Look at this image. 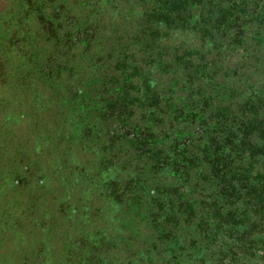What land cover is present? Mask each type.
Returning <instances> with one entry per match:
<instances>
[{
    "label": "trees",
    "instance_id": "trees-1",
    "mask_svg": "<svg viewBox=\"0 0 264 264\" xmlns=\"http://www.w3.org/2000/svg\"><path fill=\"white\" fill-rule=\"evenodd\" d=\"M0 234V264H264V0H0Z\"/></svg>",
    "mask_w": 264,
    "mask_h": 264
},
{
    "label": "rangeland",
    "instance_id": "rangeland-1",
    "mask_svg": "<svg viewBox=\"0 0 264 264\" xmlns=\"http://www.w3.org/2000/svg\"><path fill=\"white\" fill-rule=\"evenodd\" d=\"M48 115V114H47ZM47 115H45V114H43V116L41 117V118H45L44 119V122L45 123H39V124H37V125H39V127L40 128H42L43 130L45 129V128H51V129H55L56 127H57V124L55 123H53L52 122V120H51V118H50V115L49 116H47ZM48 117V118H46V117ZM50 118V119H49ZM47 119V120H46ZM42 130V131H43ZM50 136V135H49ZM52 136V135H51ZM48 141V140H47ZM49 142V141H48ZM79 154H82V153H79ZM83 155V154H82ZM30 157V156H29ZM93 157H94V155H92L91 153H89L87 156H86V158H87V160L86 159H83V162L85 163V162H91L92 160H93ZM42 159V158H41ZM22 164H26V162H21ZM30 164H32V163H30ZM62 165H63V169H65V167H67L68 165H66V163L65 164H63L62 163ZM69 171H68V169L66 170V174L64 173V172H62V173H57L56 175H60V179H64L65 177H67V173H68ZM62 176H64V177H62ZM71 186L73 187V185L71 184ZM78 187H76L75 186V189H77ZM38 207H41V209H43V210H46V211H48V214L50 213H52L49 209H46L45 208V206H39L38 205ZM53 222H50V220H46L45 221V227H49L50 226V224H52ZM73 230H72V225H70L69 223H67V221L66 222H64V223H62V225H59L57 228H56V232L55 233H57V234H61L62 232H66V233H71ZM1 235V234H0ZM89 250V246L88 247H85L84 249L82 248L81 250H79V254L78 255H75V252H74V256H85L86 255V252ZM108 250H109V253L108 254H106V256H107V258H108V264H119V263H117L116 261V259L114 258V253H116V251H117V249L116 248H114V246L112 245H109L108 246ZM121 261V260H120Z\"/></svg>",
    "mask_w": 264,
    "mask_h": 264
}]
</instances>
